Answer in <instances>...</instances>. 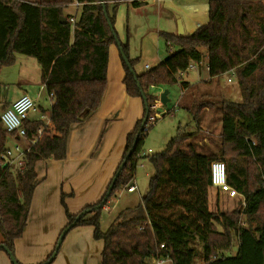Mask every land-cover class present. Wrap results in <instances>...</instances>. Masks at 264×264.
<instances>
[{"label":"trees","instance_id":"1","mask_svg":"<svg viewBox=\"0 0 264 264\" xmlns=\"http://www.w3.org/2000/svg\"><path fill=\"white\" fill-rule=\"evenodd\" d=\"M73 1L0 0V70L15 63L16 53L36 59L41 84L52 94L50 119L58 132L55 147L47 145L44 134L36 148L24 153L23 167L13 168L4 163L10 134L0 118V249L5 246L14 256V244L23 234L37 183L35 163L49 157L64 158L72 124L100 106L106 88L109 46L118 40L114 23L120 2H115L110 11L103 0H76L81 3L78 10L66 13ZM123 1L134 6L143 3ZM71 16L75 18L73 23ZM164 37L169 49H174L144 72L135 70L138 60L130 57L128 44L120 42L126 92L142 99L145 96L148 113L144 106L142 118L127 134L116 169L119 175L102 207L95 208L102 203L112 179L97 202L77 213L69 211L62 194L68 221L61 232L68 227L69 231L92 226L94 238L104 243L100 264H148L158 256H169L172 264H194L197 259L200 264H264V0H211L206 24L188 36ZM205 57L209 78L201 83L211 84L234 71L242 93L240 101L210 91L196 97L198 83L182 80V74ZM174 85L183 90L182 96L188 92L180 106L195 126L179 125L165 150L145 153L144 140L154 126L148 125V118L158 99L151 87ZM214 106L220 112V132L215 138L209 137L210 145L206 147L197 137L206 108ZM170 112L167 108L166 114ZM24 125L26 138L31 140L44 121L27 119ZM141 159H147L154 168L147 193L139 205L122 210L103 229L104 206L132 184ZM214 161L225 163L228 184L243 197L240 207L210 210ZM235 239L236 254L226 256ZM56 246L57 242L51 254L58 252Z\"/></svg>","mask_w":264,"mask_h":264},{"label":"crops","instance_id":"2","mask_svg":"<svg viewBox=\"0 0 264 264\" xmlns=\"http://www.w3.org/2000/svg\"><path fill=\"white\" fill-rule=\"evenodd\" d=\"M103 1L108 3L110 11L115 2H120L116 7L114 23L116 35L121 43L128 44L130 57L138 60L135 70L144 72L157 66L170 53L164 34L188 36L209 21L211 0H143L139 6L123 0ZM70 6L74 11V6L72 4ZM179 28L182 29L181 33ZM9 66H3L0 75L6 69L5 76L8 78ZM197 67L199 74L203 76L200 78L201 81L207 80L209 78L207 57L200 64H194L192 68ZM187 73L182 74V80L193 84ZM227 74L235 73L230 71ZM124 75L120 47L113 43L109 46L106 88L100 106L93 112L85 113L82 121L72 124L64 158L49 157L35 163L37 183L28 218L22 236L17 238L14 244L15 257L21 264H39L54 250L59 235L68 221L61 203L62 194H65L64 200L69 211L77 213L84 206L97 202L114 177L124 153L127 134L144 114L143 99L127 94ZM41 87L43 88V85ZM164 88L166 87L152 86L151 92L159 99V94ZM22 91V94L30 95L27 90ZM169 91L171 96L173 92ZM181 91L183 94V90ZM33 98L36 100L37 109L32 112L38 113V116L29 117V120L44 121V126L40 128L43 135L48 138L47 145L55 147L56 141L52 143L53 138L50 139V136L55 139L58 137V132L53 128L50 119L52 99L49 98V107H45L40 105V92ZM13 101L2 104L0 113ZM167 105H162V108L165 107L167 110ZM206 111L210 112L208 108ZM205 114L206 112L204 117ZM214 120L219 121V117ZM208 123L212 128V122ZM201 127H204L202 122ZM211 128H208L209 133L213 131ZM10 135L8 146L16 143L26 144L25 140ZM208 140L204 138L206 145H209ZM132 183L136 189L128 191L129 193H134L138 189L135 177ZM122 191L118 196L120 212L141 203L143 196L140 199L132 196L122 197ZM224 194L229 196L211 186L208 195L209 208L211 205L213 209H222ZM93 231L92 226L83 225L66 232L50 264H100L104 243L94 238ZM0 264H12L4 249H0Z\"/></svg>","mask_w":264,"mask_h":264},{"label":"rangeland","instance_id":"3","mask_svg":"<svg viewBox=\"0 0 264 264\" xmlns=\"http://www.w3.org/2000/svg\"><path fill=\"white\" fill-rule=\"evenodd\" d=\"M72 11V6H69L65 9L66 13H70ZM8 69H10V73H8V78L5 76V73L7 71L6 69L0 75V107L6 101L16 100L18 97H20L23 93L22 90H27L33 97L35 96V94L40 92V105L49 107V94L47 93L44 86L43 88L41 87V68L35 58L21 53H16V63L9 66ZM187 77L192 83H198V87H195L194 89L196 97H198L200 95V92L202 91H210L214 94L220 93L221 98L223 96L226 99L234 101H240L242 99L241 89L237 83L235 74L231 75L225 73L221 75L215 82H212L211 84H203L201 83L202 81L200 79L203 76L199 74V69L197 67L189 69ZM228 78H231V81H229ZM166 88L173 92V94L171 95L172 100L167 105V108L171 109V112L160 118L149 130L143 145L145 153L148 154L159 153L165 150L169 139L176 135L177 127L179 125L185 126L187 124H194L187 110L183 108L182 105L180 106V104H182L183 99L186 97V95H188V92H186V94L182 96L181 89L179 88V86L174 85ZM213 98H211V100H213ZM177 101L179 103L177 106H175V103ZM208 109L210 110V112L205 111L206 114L205 117H203L202 121L204 127L200 128V134H202V136L199 134L197 137V139L202 141L203 145H205L206 147L207 145L204 142V138L209 139L210 136H213L215 138L220 132V123L219 121L214 120V118L217 117L218 119L219 117V109H217L216 106L210 107ZM162 111L165 112L166 108H162ZM35 116H38V113H29L30 118H33ZM210 121L212 122V128L208 123ZM208 128H211L213 131L209 133ZM52 138V143H54L55 137L50 136V139ZM149 149L151 151H149ZM153 172V165L147 159H141V161H139L138 163L135 174V183L138 185V189L134 193H129L126 189H123L124 191L121 192L123 193L122 197L132 196L133 198L140 199V197L144 196L149 189V179ZM118 196L119 193L117 196L111 198V200L106 205L107 208H103L102 210L101 224L103 229H106L109 225L110 220H112L114 216H116L117 213L120 212L121 205L118 202ZM223 199L224 206L222 209H220L222 211H231L234 208L240 207L243 204V198L240 195L236 196L235 198H230L229 196H225L224 194ZM210 208V210L213 211L217 210L216 208L213 209L211 205ZM244 219L245 218L243 217L242 221H244ZM237 248L238 242L235 239L232 249L228 252H225V255H235L237 252ZM200 263V259H197L194 264Z\"/></svg>","mask_w":264,"mask_h":264},{"label":"built area","instance_id":"4","mask_svg":"<svg viewBox=\"0 0 264 264\" xmlns=\"http://www.w3.org/2000/svg\"><path fill=\"white\" fill-rule=\"evenodd\" d=\"M71 4L74 6L76 11L81 6V3L76 0H74ZM74 20V16H71L70 21L73 23ZM171 50L173 49L171 48L170 51ZM193 66L194 64L191 65L190 68ZM229 80L231 81V79ZM169 97L171 101L172 98L170 95ZM49 98L52 99V94H49ZM177 105L178 101L175 103V106ZM152 108L154 109V113L149 116L148 125L155 124L167 112V110L165 112L162 111L160 99L155 100ZM36 109V100L28 94H22L20 97L14 100L9 107L2 111L0 118L8 133L11 134L13 138L16 137L26 141V144L16 143L7 148L5 154L3 155L4 163L6 165H10L11 167L18 169L22 168L24 165V153L36 148L39 144L43 135L42 129L39 128L37 134H35L31 140H28L26 138V128L24 125L25 121L29 119V113L35 111ZM211 182L212 186L218 188L222 192L227 193L230 197H236L239 195L238 191L232 188L227 182L226 165L223 161H214L211 164ZM126 189L127 191L131 192L136 189V186L132 183ZM161 246L163 247L164 245ZM148 264H172V260L169 256H158L152 257Z\"/></svg>","mask_w":264,"mask_h":264},{"label":"water","instance_id":"5","mask_svg":"<svg viewBox=\"0 0 264 264\" xmlns=\"http://www.w3.org/2000/svg\"><path fill=\"white\" fill-rule=\"evenodd\" d=\"M104 11H105V15L107 16V10L105 9ZM62 21L65 22L64 17H62ZM181 32H182V29L179 28V33H181ZM117 44L119 45L120 50H121V46H120V41H119V39L117 40ZM123 59H124V61L128 64V66L131 68V71H132L133 73H135L134 69H133V68L131 67V65L129 64L128 59H127L124 55H123ZM169 92H170V91H169L168 88H164L163 91H161V93L159 94V99H160V102H161V104H162L163 106H166V105L168 104V102L170 101ZM143 101H144L145 109H146V111H147V113H148V103H147V100H146L145 96H143ZM169 141H170V139H169ZM169 141H168V142H169ZM134 147H135V144L133 145V147H132L131 150L129 151L128 155L125 157L124 161L121 163L120 168H123V166H124V164H125L127 158H128L129 155L132 153ZM118 175H119V170L116 172V174H115L114 177L112 178V182H111V184H110V186H109V188H108V190H107V193H106V195H105V197H104L102 203H100L99 205H97V206L95 207L96 209L102 207L103 204H104V202H105L106 200H108V197H109V195H110L111 189H112V187H113V185H114V183H115V181H116ZM81 215H82V213H80V214L78 215L77 218H79ZM68 228H69V227H68ZM68 228H66V229H65L63 232H61V234L59 235V238H58V240H57V246H56V249H59V247H60V245H61V243H62V240H63V238H64L66 232L68 231ZM3 248H4V250L7 252V254L10 256L11 262H12L13 264H19V262H18V260L16 259V257H15L14 255L11 254L10 250H9L8 248H6L5 246H3ZM55 256H56V251L53 252V253L51 254V256H50L46 261H44L42 264H50V263L52 262V260L54 259Z\"/></svg>","mask_w":264,"mask_h":264}]
</instances>
